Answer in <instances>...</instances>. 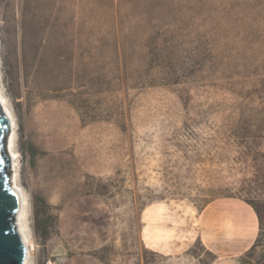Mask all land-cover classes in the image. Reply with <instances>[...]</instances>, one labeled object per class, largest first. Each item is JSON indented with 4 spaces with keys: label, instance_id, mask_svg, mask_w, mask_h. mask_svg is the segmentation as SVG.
<instances>
[{
    "label": "rangeland",
    "instance_id": "rangeland-1",
    "mask_svg": "<svg viewBox=\"0 0 264 264\" xmlns=\"http://www.w3.org/2000/svg\"><path fill=\"white\" fill-rule=\"evenodd\" d=\"M0 89L32 264H264V0H0Z\"/></svg>",
    "mask_w": 264,
    "mask_h": 264
},
{
    "label": "water",
    "instance_id": "water-1",
    "mask_svg": "<svg viewBox=\"0 0 264 264\" xmlns=\"http://www.w3.org/2000/svg\"><path fill=\"white\" fill-rule=\"evenodd\" d=\"M10 129L7 110L0 105V264H23L27 250L16 226L20 205L10 185L14 166L6 150Z\"/></svg>",
    "mask_w": 264,
    "mask_h": 264
},
{
    "label": "crops",
    "instance_id": "crops-1",
    "mask_svg": "<svg viewBox=\"0 0 264 264\" xmlns=\"http://www.w3.org/2000/svg\"><path fill=\"white\" fill-rule=\"evenodd\" d=\"M212 207L214 205H211ZM209 206L206 210H209V208H212ZM207 222H209V225H207ZM203 223V230H202V236H212L214 237V242L210 243L208 245V249L215 255L216 261L220 262L222 259L228 258V260L234 264H260L257 259H254L249 256V250L250 247L253 245V241L255 239V235L257 233L258 228V221L257 218L253 215L252 216V222H251V228L248 229L252 231L251 235L249 233L247 238H251V241H247L246 243L242 244L243 249L241 251H222L220 249V240L225 237L226 232H229L230 230H237L235 226L231 227L229 225H225L223 223V219L220 216H214L211 218H207L204 216L202 218Z\"/></svg>",
    "mask_w": 264,
    "mask_h": 264
},
{
    "label": "bare ground",
    "instance_id": "bare-ground-1",
    "mask_svg": "<svg viewBox=\"0 0 264 264\" xmlns=\"http://www.w3.org/2000/svg\"><path fill=\"white\" fill-rule=\"evenodd\" d=\"M0 105L6 108L8 117H9V122L11 125L10 133H8L7 137V145H6V150L8 157H11L13 159V166H14V174L10 176V185L12 189L17 193L18 199H19V210L16 216V226L18 228V232L20 233L25 249L27 250V253L25 255V259L23 264H32V256H33V251H34V245L31 239L29 238L28 234V224H27V211H28V202L23 190L21 189L20 185L18 184L17 181V152L15 150V136H16V123L14 120V117L12 113L10 112L9 108L7 107V104L5 102L4 96L1 92L0 89Z\"/></svg>",
    "mask_w": 264,
    "mask_h": 264
},
{
    "label": "trees",
    "instance_id": "trees-1",
    "mask_svg": "<svg viewBox=\"0 0 264 264\" xmlns=\"http://www.w3.org/2000/svg\"><path fill=\"white\" fill-rule=\"evenodd\" d=\"M25 61H26V58L24 57V54H23V59H22L21 65L24 66L25 63H26ZM11 76H12L11 77V82L16 81V79H17V71L15 70L14 67H13V73L11 74ZM44 208H45L44 201H42V200L39 201L37 206H36V209H35V211H36L35 214H37V216H38V213L41 214L43 212Z\"/></svg>",
    "mask_w": 264,
    "mask_h": 264
}]
</instances>
